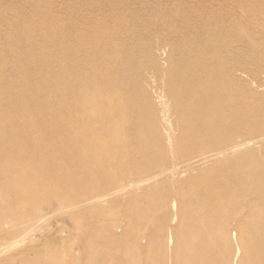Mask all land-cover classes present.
<instances>
[{
	"label": "bare ground",
	"instance_id": "6f19581e",
	"mask_svg": "<svg viewBox=\"0 0 264 264\" xmlns=\"http://www.w3.org/2000/svg\"><path fill=\"white\" fill-rule=\"evenodd\" d=\"M217 51L229 49L222 44ZM212 57L214 65L190 61L188 72L170 78L184 87L168 105L146 103L145 114H166L147 132L140 120L144 109L129 93H115L120 86L110 71H96L103 67L91 62L83 73L74 74L81 67L72 65L73 73L44 80L54 87L51 94L35 88L14 101L0 99V262L36 234L42 215L51 211L67 214L83 235L74 240L78 252L67 247L37 264H264V101L254 102L261 97L250 86L256 79L238 88L224 74L233 63L218 53ZM255 65L264 75V59ZM199 67L209 80L194 71ZM158 89L156 98L163 95ZM37 110L43 115L34 119ZM64 156L69 164L61 162ZM147 195L156 199H141ZM172 196L176 204H168ZM115 205L110 220H94L96 211ZM132 207L141 213L134 215ZM15 211L24 218L20 225L12 222ZM121 217L129 218L127 226L111 222ZM99 227L108 232H90ZM141 228L144 243L133 237ZM115 248L118 253H110Z\"/></svg>",
	"mask_w": 264,
	"mask_h": 264
},
{
	"label": "rangeland",
	"instance_id": "374dc122",
	"mask_svg": "<svg viewBox=\"0 0 264 264\" xmlns=\"http://www.w3.org/2000/svg\"><path fill=\"white\" fill-rule=\"evenodd\" d=\"M222 44H226L228 52L217 51V46ZM263 49L264 0H0V99L14 101L20 93L31 94L35 88L37 93L51 94L54 87L49 84L44 86V80L53 81L59 74L71 72L72 65L81 67H76V74L85 72L93 64L94 67H103H96V71L109 70L108 74L120 86L115 93H129L128 96H132V101L138 107H145L149 101L157 105L159 101H163L168 105L170 97L180 94L184 87L182 80L170 78L188 72L184 65H189L190 61H204L207 65H214L212 55L218 53L225 62L233 63L229 71H224L226 76H233L232 84L240 88L256 79L255 84L251 82L250 86L261 97L254 98V102H263L264 75L255 65L260 58L264 59ZM201 50L203 52L199 54ZM90 52L93 53L89 54ZM67 65H71V69L66 68ZM240 68L246 71L242 73ZM199 69L200 67L194 71ZM251 69V74L247 75V70ZM200 71L199 75L207 76ZM93 74L97 75L96 72ZM205 79L210 78L207 76ZM258 81H263V84ZM255 85L260 87L256 88ZM154 87L159 88L163 95L158 94L156 98ZM135 89L139 93L144 92L143 96H139ZM140 97L141 100H138ZM189 97L190 95L186 96L187 99ZM37 103L41 109L42 106ZM253 109L255 113H259L257 107ZM145 110L140 120L146 132L149 125L161 124L166 117V114L159 112L145 114ZM42 115L43 112L37 110L33 118H40ZM150 146L151 137H147L144 147L147 149ZM64 157L61 162L69 164L70 156ZM182 179V185L187 186L184 177ZM166 189L169 191V188ZM141 199L151 203L156 197L147 195ZM175 199V196L168 198V204H176ZM12 205L16 208L15 203ZM45 208L48 209L47 206ZM118 209L115 205L98 210L93 218L95 221L106 222L117 214ZM156 212L161 214L162 209ZM132 213L136 215L141 210L134 208ZM42 216V224L36 234L13 248L11 256L10 252L6 253V258L0 264H37L38 259L50 260L66 251L67 247L78 252L74 240L83 235V230L67 214L46 211ZM23 220V216L15 211L12 222L20 225ZM129 221V218L121 217L118 221L111 222L127 226ZM90 232L101 234L105 229L99 227ZM145 234V230L141 228L133 233V237L144 243ZM110 253L117 254L118 250L112 249ZM23 256L25 260H22ZM84 261L86 258H81L80 263Z\"/></svg>",
	"mask_w": 264,
	"mask_h": 264
}]
</instances>
